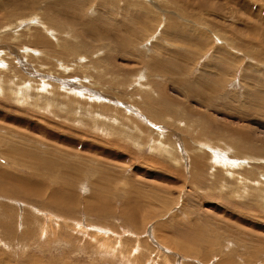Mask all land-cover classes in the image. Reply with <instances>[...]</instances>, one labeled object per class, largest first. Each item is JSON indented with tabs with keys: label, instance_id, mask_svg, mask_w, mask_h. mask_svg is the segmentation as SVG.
<instances>
[{
	"label": "rangeland",
	"instance_id": "obj_1",
	"mask_svg": "<svg viewBox=\"0 0 264 264\" xmlns=\"http://www.w3.org/2000/svg\"><path fill=\"white\" fill-rule=\"evenodd\" d=\"M0 64V264H264V0H0Z\"/></svg>",
	"mask_w": 264,
	"mask_h": 264
},
{
	"label": "bare ground",
	"instance_id": "obj_2",
	"mask_svg": "<svg viewBox=\"0 0 264 264\" xmlns=\"http://www.w3.org/2000/svg\"><path fill=\"white\" fill-rule=\"evenodd\" d=\"M21 23V22H20ZM38 24H40L38 27L41 29V30H43L45 33H51L50 32V30L48 29V27L45 25V24H43V23H38ZM36 33H38V31H36ZM36 36H37V34H36ZM40 38H42V35H40ZM2 61V60H1ZM2 64V63H1ZM0 64V65H1ZM3 66V65H2ZM1 69V68H0ZM3 69V68H2ZM9 71V70H8ZM4 72V71H3ZM7 72V71H6ZM11 72V71H10ZM9 72V73H10ZM3 74V73H2ZM1 73H0V75H2ZM4 74H6L5 72H4ZM14 74V73H13ZM11 75H12V73H11ZM3 76V75H2ZM30 81V80H29ZM9 82V81H8ZM14 82H15V80H14ZM18 83V82H17ZM13 84V83H12ZM23 88V87H22ZM34 88V87H33ZM39 89V88H38ZM41 89H44V86H42L41 85ZM50 89H53L52 87L50 88ZM40 90V89H39ZM37 91V90H36ZM47 91V90H46ZM45 91V92H46ZM27 92V91H26ZM26 92H24V90H18L17 91V98H19L20 96L21 97H23V96H25L26 95ZM54 92H55V90H54ZM72 92H77V91H73L72 90ZM79 92V91H78ZM40 93V92H39ZM35 94V93H34ZM40 94H42V95H44L43 93H40ZM40 94H37V95H34V97H36L37 99H42V101L41 102H39V103H41V107L40 108H42L43 110H45L46 111V109H50L51 110V113L52 112H54L53 111V105H54V103H53V101H52V99H51V101H49V100H47L45 97H42ZM53 94V93H52ZM55 95H56V93H54ZM28 95V94H27ZM32 95V94H31ZM60 95V94H59ZM8 96V95H7ZM45 96V95H44ZM31 97V96H30ZM32 99V98H31ZM55 102V101H54ZM73 102V101H72ZM39 103H38V105H39ZM58 103H56V105H57ZM32 105L34 106V104L32 103ZM60 105V104H59ZM40 106V105H39ZM55 106V105H54ZM38 108V107H37ZM57 108V107H56ZM59 108V107H58ZM60 109H62V108H60ZM55 112H56V110H55ZM96 113V112H95ZM99 115V114H98ZM114 119V118H113ZM130 137H132L133 138V136L131 135ZM133 139H135V141L134 142H136L137 140V138H136V136L133 138ZM137 146H138V144H136ZM150 150H152L153 152H165V153H168V150H167V148H166V145L164 144V143H161L160 141H152L151 142V145H150ZM164 154V153H163ZM170 155V154H169ZM173 155V154H172ZM171 158V157H170ZM172 158H174L173 156H172ZM174 159H176V158H174Z\"/></svg>",
	"mask_w": 264,
	"mask_h": 264
}]
</instances>
